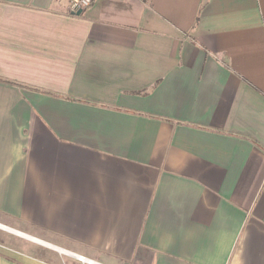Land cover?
<instances>
[{
	"label": "crops",
	"instance_id": "1",
	"mask_svg": "<svg viewBox=\"0 0 264 264\" xmlns=\"http://www.w3.org/2000/svg\"><path fill=\"white\" fill-rule=\"evenodd\" d=\"M0 232V264H264V0H0Z\"/></svg>",
	"mask_w": 264,
	"mask_h": 264
},
{
	"label": "built area",
	"instance_id": "2",
	"mask_svg": "<svg viewBox=\"0 0 264 264\" xmlns=\"http://www.w3.org/2000/svg\"><path fill=\"white\" fill-rule=\"evenodd\" d=\"M71 9L75 11L89 7L94 0H69ZM81 264H100L94 260L88 259L82 255L74 254Z\"/></svg>",
	"mask_w": 264,
	"mask_h": 264
},
{
	"label": "rangeland",
	"instance_id": "3",
	"mask_svg": "<svg viewBox=\"0 0 264 264\" xmlns=\"http://www.w3.org/2000/svg\"><path fill=\"white\" fill-rule=\"evenodd\" d=\"M0 237L6 239L7 241H9V240H8V237H7V236L3 237V234H2L1 232H0ZM9 242H10V241H9ZM16 243H17V245H21L20 241L17 240V239H16ZM16 243H14V244H16ZM32 248H34V250H36V251H41L40 247H38V246L33 245ZM67 260H68V262H71V261H69L68 258H66V261H67Z\"/></svg>",
	"mask_w": 264,
	"mask_h": 264
},
{
	"label": "water",
	"instance_id": "4",
	"mask_svg": "<svg viewBox=\"0 0 264 264\" xmlns=\"http://www.w3.org/2000/svg\"><path fill=\"white\" fill-rule=\"evenodd\" d=\"M81 12V10H79V13Z\"/></svg>",
	"mask_w": 264,
	"mask_h": 264
}]
</instances>
